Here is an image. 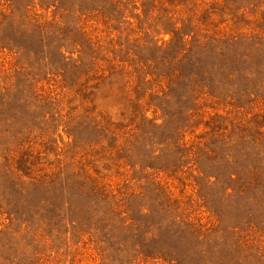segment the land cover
Returning a JSON list of instances; mask_svg holds the SVG:
<instances>
[{
    "label": "rangeland",
    "instance_id": "1",
    "mask_svg": "<svg viewBox=\"0 0 264 264\" xmlns=\"http://www.w3.org/2000/svg\"><path fill=\"white\" fill-rule=\"evenodd\" d=\"M0 264H264V0H0Z\"/></svg>",
    "mask_w": 264,
    "mask_h": 264
}]
</instances>
